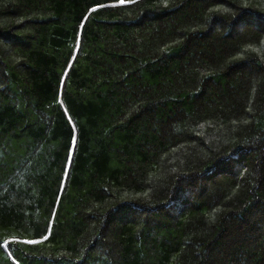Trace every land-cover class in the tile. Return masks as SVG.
<instances>
[{"label":"trees","instance_id":"1","mask_svg":"<svg viewBox=\"0 0 264 264\" xmlns=\"http://www.w3.org/2000/svg\"><path fill=\"white\" fill-rule=\"evenodd\" d=\"M0 264H264V0H0Z\"/></svg>","mask_w":264,"mask_h":264},{"label":"snow or ice","instance_id":"2","mask_svg":"<svg viewBox=\"0 0 264 264\" xmlns=\"http://www.w3.org/2000/svg\"><path fill=\"white\" fill-rule=\"evenodd\" d=\"M125 2V0H120V3L123 4Z\"/></svg>","mask_w":264,"mask_h":264}]
</instances>
